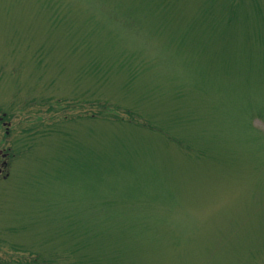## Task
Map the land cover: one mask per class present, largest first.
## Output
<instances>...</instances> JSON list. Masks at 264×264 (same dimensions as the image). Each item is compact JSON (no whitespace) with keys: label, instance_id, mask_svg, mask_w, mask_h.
I'll return each instance as SVG.
<instances>
[{"label":"rangeland","instance_id":"1","mask_svg":"<svg viewBox=\"0 0 264 264\" xmlns=\"http://www.w3.org/2000/svg\"><path fill=\"white\" fill-rule=\"evenodd\" d=\"M0 106V264H264V0H0Z\"/></svg>","mask_w":264,"mask_h":264},{"label":"flooded vegetation","instance_id":"2","mask_svg":"<svg viewBox=\"0 0 264 264\" xmlns=\"http://www.w3.org/2000/svg\"><path fill=\"white\" fill-rule=\"evenodd\" d=\"M4 115L5 113L2 114L3 117H0V121L2 122V126L5 127V131H6L5 133L7 135H10V131L8 130L9 123L3 122V119L5 118ZM13 150L14 147L11 146H5V147L0 146V176L3 175V178H7L10 175V173L6 171L8 170L9 166H11L12 164L13 156L11 154ZM13 154L16 153L14 152Z\"/></svg>","mask_w":264,"mask_h":264}]
</instances>
